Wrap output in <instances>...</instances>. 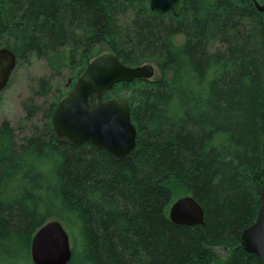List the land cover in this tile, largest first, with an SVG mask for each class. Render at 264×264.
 <instances>
[{
    "label": "trees",
    "instance_id": "obj_1",
    "mask_svg": "<svg viewBox=\"0 0 264 264\" xmlns=\"http://www.w3.org/2000/svg\"><path fill=\"white\" fill-rule=\"evenodd\" d=\"M180 1L177 17L149 0H0V48L17 68L42 61L51 73L18 128L0 125V264H34L32 239L52 220L70 236L68 264H262L242 233L264 185V11L253 0ZM103 52L160 72L103 96L127 102L137 129L122 160L53 128ZM184 196L204 209L203 226L171 221Z\"/></svg>",
    "mask_w": 264,
    "mask_h": 264
},
{
    "label": "water",
    "instance_id": "obj_2",
    "mask_svg": "<svg viewBox=\"0 0 264 264\" xmlns=\"http://www.w3.org/2000/svg\"><path fill=\"white\" fill-rule=\"evenodd\" d=\"M260 12L264 5L253 0ZM153 12H172L179 16L180 0H149ZM17 68V55L9 48H0V96L7 89ZM155 67L146 64L128 67L112 52L94 58L74 89L59 103L53 115V128L57 137L74 145L92 143L108 151L116 159L129 157L136 148L137 129L132 122L130 106L124 100L104 101L103 96L115 85L136 80H151ZM94 96L96 104L91 105ZM170 219L176 225L203 226L205 212L192 197L177 199L170 208ZM242 244L249 253L258 256L264 264V185L256 222L242 233ZM72 258V243L63 225L49 221L34 235L31 259L34 264H68Z\"/></svg>",
    "mask_w": 264,
    "mask_h": 264
},
{
    "label": "rangeland",
    "instance_id": "obj_3",
    "mask_svg": "<svg viewBox=\"0 0 264 264\" xmlns=\"http://www.w3.org/2000/svg\"><path fill=\"white\" fill-rule=\"evenodd\" d=\"M179 41H181V39H179ZM154 67L155 76L152 78L153 80L160 76L158 67ZM50 75V70L42 61H33L30 64L19 66L15 70L7 89L0 96V125L5 120H8L15 128H18L25 117L24 103L29 100L33 91L38 90L39 79L42 77L48 78ZM69 79L70 76L65 74L62 78L58 77L54 79V85L61 87L65 85ZM19 135L23 137L24 133L19 131Z\"/></svg>",
    "mask_w": 264,
    "mask_h": 264
},
{
    "label": "flooded vegetation",
    "instance_id": "obj_4",
    "mask_svg": "<svg viewBox=\"0 0 264 264\" xmlns=\"http://www.w3.org/2000/svg\"><path fill=\"white\" fill-rule=\"evenodd\" d=\"M150 5V4H149ZM158 13V12H157ZM167 13H170V12H167ZM172 13V12H171ZM160 14V13H159ZM164 14H166V13H164ZM163 15V14H162Z\"/></svg>",
    "mask_w": 264,
    "mask_h": 264
}]
</instances>
